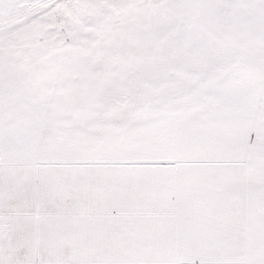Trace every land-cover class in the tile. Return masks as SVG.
I'll use <instances>...</instances> for the list:
<instances>
[{"label": "snow or ice", "instance_id": "1", "mask_svg": "<svg viewBox=\"0 0 264 264\" xmlns=\"http://www.w3.org/2000/svg\"><path fill=\"white\" fill-rule=\"evenodd\" d=\"M0 264H264V0H0Z\"/></svg>", "mask_w": 264, "mask_h": 264}]
</instances>
